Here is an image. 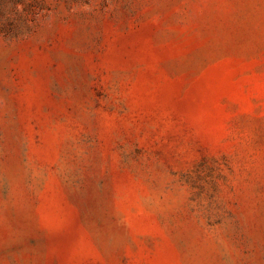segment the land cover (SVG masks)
<instances>
[{"label":"rangeland","instance_id":"1","mask_svg":"<svg viewBox=\"0 0 264 264\" xmlns=\"http://www.w3.org/2000/svg\"><path fill=\"white\" fill-rule=\"evenodd\" d=\"M0 264H264V0H0Z\"/></svg>","mask_w":264,"mask_h":264}]
</instances>
